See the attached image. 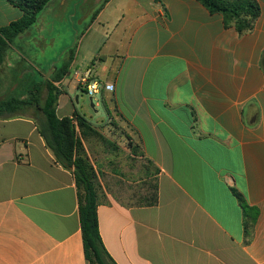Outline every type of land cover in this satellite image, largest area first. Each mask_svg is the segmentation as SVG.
<instances>
[{
	"label": "crops",
	"instance_id": "1",
	"mask_svg": "<svg viewBox=\"0 0 264 264\" xmlns=\"http://www.w3.org/2000/svg\"><path fill=\"white\" fill-rule=\"evenodd\" d=\"M53 1L59 13L32 26L33 47L15 46L29 29L10 46L0 96L17 88L18 73L30 78L24 94L50 80L70 50L53 83L57 117L77 111V91L87 96L86 72L100 84L98 121L113 122L144 160L140 179L118 187L110 171L98 193L99 235L114 263L264 264V0L242 35L197 0ZM21 15L0 0V28ZM37 115L0 118V264H88L75 178L46 147ZM144 182L155 206L130 203L144 199Z\"/></svg>",
	"mask_w": 264,
	"mask_h": 264
},
{
	"label": "trees",
	"instance_id": "2",
	"mask_svg": "<svg viewBox=\"0 0 264 264\" xmlns=\"http://www.w3.org/2000/svg\"><path fill=\"white\" fill-rule=\"evenodd\" d=\"M12 6L19 9L21 17L9 25L0 28V66L3 65L10 46L14 40L30 29L39 19V15L52 0H7ZM210 13L220 14L225 26H233L237 33L242 35L251 31L255 21L260 15V7L255 0H197ZM72 50L68 53V60L57 70L50 80L32 82L25 88L27 98H20L9 93L0 96V118L12 117L34 107L41 115L37 124L38 132L43 138L46 147L52 152L55 160L65 169L71 170L76 181L79 193L80 225L83 249L88 264H115L99 235L97 205L99 185L97 176L92 166L83 156L81 136L96 135L103 143L108 141L94 130L92 123L74 111L72 117L58 118L56 115L57 99L60 91L53 84L59 82L67 74L68 66L72 61ZM24 80L19 78V73L12 77L11 85L17 88ZM16 88V89H17ZM45 88V96L41 98V90ZM132 147V144L129 143ZM244 212L245 235H249L251 223L247 220V206L242 198L235 193ZM157 195L154 193L145 206H155Z\"/></svg>",
	"mask_w": 264,
	"mask_h": 264
},
{
	"label": "rangeland",
	"instance_id": "3",
	"mask_svg": "<svg viewBox=\"0 0 264 264\" xmlns=\"http://www.w3.org/2000/svg\"><path fill=\"white\" fill-rule=\"evenodd\" d=\"M51 2H54L53 0ZM59 7H57L56 4H49L43 12L39 15V18L43 19L46 16L49 17V19H54L59 13ZM70 8H65L64 12L67 13L69 16L68 19H70L72 12H69ZM39 20V19H38ZM41 22V20H40ZM35 27H31L29 29L32 36H29V39L27 36L22 37V39H18L15 41V46L22 47L27 49L26 47H33L31 45L32 38L34 37V29ZM69 32H66L61 40H57L56 48H54L55 51H59L58 47L61 44H67ZM33 42V41H32ZM71 46H73V41L70 42ZM73 48V47H71ZM32 50V49H31ZM36 51V50H34ZM52 51V52H53ZM37 53V52H36ZM48 56V53H47ZM38 59V58H37ZM41 58L39 57V60ZM38 60V61H39ZM22 79L25 81H28L30 78L27 74L21 76ZM45 88L41 90L40 96L41 98H44L45 96ZM12 93H14L15 96L20 98H27V95L23 93V88H17L13 89ZM25 95V96H24ZM77 95H79L82 100H80V104L77 106V111L83 115L85 118V115H90L92 117V125L95 131L99 132L108 142L103 143L99 137L96 135H87V136H81L80 131L77 129V135L81 139L82 146H83V156L87 160V162L92 166L96 176H97V185H99V191L102 190L103 184H107V180H109V176L107 172L109 173L112 171L116 177H113V179L116 181L117 186H124L125 182L133 183L134 181L141 178L139 172H140V166L143 163V159L140 158L141 155L138 151L135 150V148L132 146L128 148L127 144L129 141L125 139L124 136H122L123 132L119 131L117 127L114 126L113 122L103 121L100 120V118L105 119L106 118V112L102 104L97 101H93L95 108H90L88 106V95L86 96L82 91H77ZM86 109L85 115L81 112V109ZM32 110V111H31ZM37 112L34 107L26 109L22 113L32 114L36 117ZM38 113V112H37ZM39 114V113H38ZM39 115H37L38 118ZM88 119V118H86ZM110 128H113L112 131H110ZM115 129L117 131H115ZM129 145V144H128ZM138 172V173H136ZM144 176V171H143ZM142 184V182H140ZM139 185L137 188L140 189ZM147 182H144L143 188V196L144 199H137V200H131L130 203H138V204H145L147 200H149L150 197L154 195V188L151 183H149V186L146 185ZM129 194V193H128ZM118 198H120V201L125 202V197L123 195H117Z\"/></svg>",
	"mask_w": 264,
	"mask_h": 264
},
{
	"label": "built area",
	"instance_id": "4",
	"mask_svg": "<svg viewBox=\"0 0 264 264\" xmlns=\"http://www.w3.org/2000/svg\"><path fill=\"white\" fill-rule=\"evenodd\" d=\"M77 76V74H75ZM89 72H86L82 77L79 78V83L83 84L86 90L87 95L92 99L100 91V84L98 82L92 81L88 82ZM106 90H112V86H105Z\"/></svg>",
	"mask_w": 264,
	"mask_h": 264
},
{
	"label": "water",
	"instance_id": "5",
	"mask_svg": "<svg viewBox=\"0 0 264 264\" xmlns=\"http://www.w3.org/2000/svg\"><path fill=\"white\" fill-rule=\"evenodd\" d=\"M51 73V71H48V74H50ZM76 101H77V99H76ZM89 103H90V107L91 108H93L94 107V104H93V101H92V99L91 98H89Z\"/></svg>",
	"mask_w": 264,
	"mask_h": 264
}]
</instances>
